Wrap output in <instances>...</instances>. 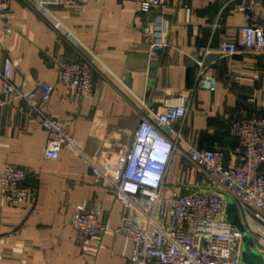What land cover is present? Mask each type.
Masks as SVG:
<instances>
[{"label": "crops", "instance_id": "obj_1", "mask_svg": "<svg viewBox=\"0 0 264 264\" xmlns=\"http://www.w3.org/2000/svg\"><path fill=\"white\" fill-rule=\"evenodd\" d=\"M151 17L163 24L158 40L168 45L151 61L141 34L145 20L139 0H58L43 17L22 0H8L7 34L0 20V59L12 61V81L24 92L40 82L54 86L47 111L66 122L67 131L86 143L109 168L125 163L148 108L193 88L195 58L205 48L217 73L215 88L195 93L168 173L171 187L194 183L205 174L190 160L191 148L219 146L229 166L237 140L228 132L242 116L264 115V54L217 52L223 39L238 41L244 14L231 0H163ZM258 14L264 25V0ZM66 31L69 42L59 36ZM83 54L94 64L92 97L66 93L59 76L63 59ZM0 79V177L6 164L35 175L26 181L29 197L17 206L6 201L0 181V264H129L132 243L120 233L125 209L101 186L87 162L64 148L57 159L44 156L47 131L38 113L2 93ZM178 128V124L174 126ZM173 138V137H172ZM102 208L107 229L100 238H80L73 225L75 206Z\"/></svg>", "mask_w": 264, "mask_h": 264}, {"label": "built area", "instance_id": "obj_2", "mask_svg": "<svg viewBox=\"0 0 264 264\" xmlns=\"http://www.w3.org/2000/svg\"><path fill=\"white\" fill-rule=\"evenodd\" d=\"M43 17L50 16L49 7L58 0H22ZM214 1V0H211ZM233 9L244 14L245 23L238 41L223 39L217 52L222 56L247 53L264 54V25L257 8L260 0H231ZM145 18L140 30L150 45L151 61L160 60V51L167 43L158 40L163 24L151 17L156 8L163 7V0H139ZM8 0H0V20L7 34L13 31L8 22ZM59 36L69 42L70 36L61 31ZM69 39V40H68ZM211 53L205 48L195 58L197 76L193 88L181 90L175 97L166 98L162 106L148 108L125 155V163L109 169L98 155H89L86 143L67 131L65 121L47 111L54 86L40 82L35 90L24 92L12 81V61L8 56L0 59L2 93L13 100L32 107L39 115L41 125L47 131L45 158L57 159L62 149H68L75 157L83 158L91 173L104 188L110 190L124 209L120 233L132 243L129 264H244L243 250L255 251L264 257V115L253 114L233 120L228 128L237 140L231 153L240 160L225 165V153L219 146L191 148V162L205 178L194 183H181L171 187L168 173L178 151L184 119L195 93L215 88L217 73L206 62ZM92 60L79 54L77 59H63L59 64V76L66 93L78 98L94 95ZM178 124V128L174 126ZM150 131L167 138L172 153L165 165L156 166L159 177L151 185L141 183L142 160L136 154L142 149V137ZM173 137V138H172ZM34 172L15 164H6L0 177L4 197L9 205L23 203L29 192L26 181ZM236 205L243 230L232 221L228 202ZM102 208L96 205L91 211L75 206L73 225L80 238H100L107 226L100 219ZM248 235L251 244H246ZM259 258L256 256L255 261Z\"/></svg>", "mask_w": 264, "mask_h": 264}, {"label": "clouds", "instance_id": "obj_3", "mask_svg": "<svg viewBox=\"0 0 264 264\" xmlns=\"http://www.w3.org/2000/svg\"><path fill=\"white\" fill-rule=\"evenodd\" d=\"M142 139L143 141L139 142L142 149L138 152L136 148V154L142 159L137 165L142 169L141 183L151 185L150 183L157 180L160 175L156 166L167 163L172 153V144L167 138L152 131Z\"/></svg>", "mask_w": 264, "mask_h": 264}, {"label": "water", "instance_id": "obj_4", "mask_svg": "<svg viewBox=\"0 0 264 264\" xmlns=\"http://www.w3.org/2000/svg\"><path fill=\"white\" fill-rule=\"evenodd\" d=\"M228 211L233 213V223L240 229L243 230L241 220L236 205L233 201L228 202ZM244 240L246 244H251V239L245 234ZM258 257V262L255 261V257ZM243 263L244 264H264V257L259 256L255 251H248L246 248L243 250Z\"/></svg>", "mask_w": 264, "mask_h": 264}]
</instances>
